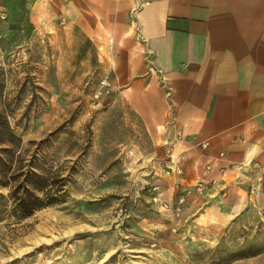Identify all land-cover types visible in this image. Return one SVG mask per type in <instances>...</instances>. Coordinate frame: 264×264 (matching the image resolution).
Listing matches in <instances>:
<instances>
[{"label":"rangeland","instance_id":"374dc122","mask_svg":"<svg viewBox=\"0 0 264 264\" xmlns=\"http://www.w3.org/2000/svg\"><path fill=\"white\" fill-rule=\"evenodd\" d=\"M5 13L0 120L15 133L6 158L64 176L67 196L22 218L0 209V264H264V207L226 218L152 201L169 156L154 152L99 43L68 20L40 26L32 11Z\"/></svg>","mask_w":264,"mask_h":264},{"label":"crops","instance_id":"0c3cea01","mask_svg":"<svg viewBox=\"0 0 264 264\" xmlns=\"http://www.w3.org/2000/svg\"><path fill=\"white\" fill-rule=\"evenodd\" d=\"M14 9L40 26L64 17L99 43L154 152L169 156L154 182L163 199L211 181L183 215L264 207V0H0ZM171 156L183 174L167 172Z\"/></svg>","mask_w":264,"mask_h":264},{"label":"trees","instance_id":"16d2710c","mask_svg":"<svg viewBox=\"0 0 264 264\" xmlns=\"http://www.w3.org/2000/svg\"><path fill=\"white\" fill-rule=\"evenodd\" d=\"M14 134L10 123L0 120V186L10 188L9 193L0 191V209L8 208L11 215L22 218L47 205L64 201L67 189L64 176L47 175L36 164L28 168L17 166L13 157L6 158L7 154H15V147L11 145L15 144ZM5 142L10 145L3 146Z\"/></svg>","mask_w":264,"mask_h":264},{"label":"built area","instance_id":"2783aa9c","mask_svg":"<svg viewBox=\"0 0 264 264\" xmlns=\"http://www.w3.org/2000/svg\"><path fill=\"white\" fill-rule=\"evenodd\" d=\"M63 2H67L68 0H61ZM1 16L5 17L6 13L2 12L0 13ZM62 20L65 22V18L63 17ZM182 135V132H180V136ZM209 145L208 142L201 143L202 147H207ZM167 172H175L177 174H183L185 172V169L182 165L178 164L176 160L174 159V156H171V163H169ZM210 180L206 179H199L195 184L183 188L177 195V200L175 202H170L168 200L163 199L162 195V185L159 183H153L151 186V199L154 203L161 204L164 207L170 208L172 207L173 210L177 214L183 213L186 203L188 201V197L192 192H195L197 194H203L206 188L210 184ZM214 182V181H213Z\"/></svg>","mask_w":264,"mask_h":264}]
</instances>
